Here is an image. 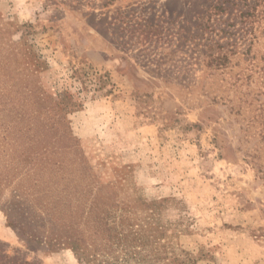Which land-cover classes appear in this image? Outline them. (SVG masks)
<instances>
[{
	"label": "rangeland",
	"instance_id": "rangeland-1",
	"mask_svg": "<svg viewBox=\"0 0 264 264\" xmlns=\"http://www.w3.org/2000/svg\"><path fill=\"white\" fill-rule=\"evenodd\" d=\"M0 264H264V0H0Z\"/></svg>",
	"mask_w": 264,
	"mask_h": 264
},
{
	"label": "trees",
	"instance_id": "trees-1",
	"mask_svg": "<svg viewBox=\"0 0 264 264\" xmlns=\"http://www.w3.org/2000/svg\"><path fill=\"white\" fill-rule=\"evenodd\" d=\"M247 15H250V13L245 14V16H247ZM247 17H248V16H247ZM244 23H246V22H243V24H244ZM213 55H214V54H213ZM218 56H219V55H218ZM218 56H216V57L213 56V60H216ZM222 56H223V58H224L225 60H228L227 52H224V53L222 54ZM219 57H220V56H219ZM220 58H221V57H220ZM220 58H219V59H220Z\"/></svg>",
	"mask_w": 264,
	"mask_h": 264
}]
</instances>
